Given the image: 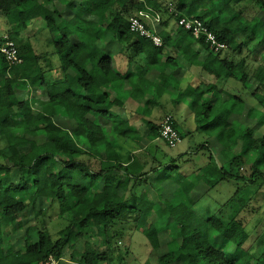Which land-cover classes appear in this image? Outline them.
I'll list each match as a JSON object with an SVG mask.
<instances>
[{
    "label": "clouds",
    "instance_id": "1",
    "mask_svg": "<svg viewBox=\"0 0 264 264\" xmlns=\"http://www.w3.org/2000/svg\"><path fill=\"white\" fill-rule=\"evenodd\" d=\"M0 264H264V0H0Z\"/></svg>",
    "mask_w": 264,
    "mask_h": 264
}]
</instances>
